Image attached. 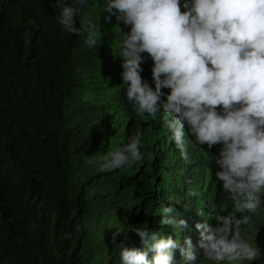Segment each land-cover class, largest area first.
I'll return each mask as SVG.
<instances>
[{"label": "trees", "instance_id": "trees-1", "mask_svg": "<svg viewBox=\"0 0 264 264\" xmlns=\"http://www.w3.org/2000/svg\"><path fill=\"white\" fill-rule=\"evenodd\" d=\"M55 3L0 0V264H120L125 234L113 243L114 227L147 222L150 230L175 232L159 223L168 196L188 221L175 232L183 243L204 219L198 210L222 196L214 175L220 146L190 141V163L181 159L162 121L138 117L126 101L116 57L125 28L105 20L102 0H90L85 12L101 42L89 49L59 25ZM152 64L149 57L142 73L150 82ZM137 129L145 134L142 161L109 172L88 163ZM192 188L201 195L189 196ZM126 244L143 247L131 230Z\"/></svg>", "mask_w": 264, "mask_h": 264}, {"label": "clouds", "instance_id": "clouds-1", "mask_svg": "<svg viewBox=\"0 0 264 264\" xmlns=\"http://www.w3.org/2000/svg\"><path fill=\"white\" fill-rule=\"evenodd\" d=\"M102 3L105 20L111 23L115 17L125 28L116 41V57L132 112L140 118H159L169 133L167 140L175 141L186 163L190 141L208 150L220 146L214 175L222 196L216 202L208 200L207 212L198 210L203 221L197 218L181 243L177 234L188 221L168 196L169 203L158 209L159 223L172 226L177 234L150 230L147 222L114 227L113 243L125 234L119 244L120 264H256L264 258V227L256 225H264V0ZM54 6L62 29L83 37L89 49L100 44L101 33L91 12H85L90 0H56ZM149 57L151 82L142 76ZM144 136L137 129L122 146L88 163H96L103 172L130 168L145 158ZM188 195L201 193L192 188ZM129 230L138 234L143 247L127 246ZM197 231L194 244L191 235Z\"/></svg>", "mask_w": 264, "mask_h": 264}, {"label": "bare ground", "instance_id": "bare-ground-1", "mask_svg": "<svg viewBox=\"0 0 264 264\" xmlns=\"http://www.w3.org/2000/svg\"><path fill=\"white\" fill-rule=\"evenodd\" d=\"M189 228H190V227H189ZM183 232H184V231H183ZM197 232H198V231H197ZM197 232H196V234H197ZM187 234H188V233H187ZM196 234H195V235H196ZM195 235L192 234V235H191V238L193 239V242H194V243H197L199 238H196V240H195V238H194ZM196 237H199V235H196ZM182 242H184V239L182 240ZM259 261H260V259H259Z\"/></svg>", "mask_w": 264, "mask_h": 264}]
</instances>
